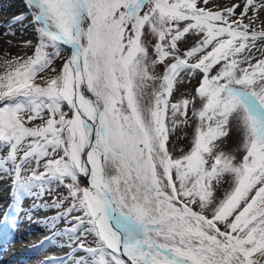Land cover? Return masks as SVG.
Listing matches in <instances>:
<instances>
[{
  "label": "snow or ice",
  "instance_id": "obj_1",
  "mask_svg": "<svg viewBox=\"0 0 264 264\" xmlns=\"http://www.w3.org/2000/svg\"><path fill=\"white\" fill-rule=\"evenodd\" d=\"M208 4L25 0L7 22L14 36L30 15L36 42L0 73V178L13 199L67 189L53 204L79 213L64 230L84 253L71 264H264V0ZM195 75V94L172 102ZM234 124L239 161L218 143Z\"/></svg>",
  "mask_w": 264,
  "mask_h": 264
},
{
  "label": "rangeland",
  "instance_id": "obj_2",
  "mask_svg": "<svg viewBox=\"0 0 264 264\" xmlns=\"http://www.w3.org/2000/svg\"><path fill=\"white\" fill-rule=\"evenodd\" d=\"M19 0H0V25L1 23L8 18L10 15H18L20 13H26L28 11L22 10L21 8L12 11V6L16 5ZM235 3H240V0H209L208 7L212 10L223 9L224 7L232 6ZM239 11V9L237 10ZM255 19V18H254ZM30 20V15H29ZM29 20H25L23 25H16V32L19 31L20 35L17 37L16 35H7L9 38L16 39L18 41V45L12 48H9L7 52L2 53L0 55V73H2L5 69L3 65L6 61L15 59L20 55H32L33 49L31 47H21L22 42L32 41L33 44L36 42V32L34 29L30 28ZM256 20V19H255ZM248 22L247 19L244 21ZM253 27L255 28L254 24ZM258 30V28H255ZM195 38L192 37L189 39V45L192 44ZM186 47V46H185ZM67 51L63 53L66 56ZM260 57V54L256 55ZM62 60L56 61L55 66L59 68L62 64ZM157 72H163V66H158L156 69ZM42 75H51V73L42 74ZM200 75L195 76H185L183 80H181L174 89L173 97L171 98L172 102H180L182 99L191 98L198 87L200 82ZM200 105L199 100L196 101V107L198 108ZM192 106L189 107V115H191ZM196 118L192 117L187 125L182 126L177 130L176 139H175V154H181V149L187 150L191 144L193 133L195 130ZM242 134L235 124L232 126L229 135L226 138H221L218 143L220 144L223 151L228 154L234 155L236 160L239 161L242 159L244 153L243 145H242ZM6 155V150L3 153H0V156ZM11 167V165H9ZM34 167L33 165H29L28 168ZM42 171V169H40ZM28 173L25 172V175ZM0 180L4 184H9L8 192L11 193L10 203H15V206L12 207V210L8 212L9 221L8 225L13 226L12 224L17 220V223L14 226H25L31 227L34 225L33 221L40 220L41 228L40 233L38 234V238L33 240L29 238L32 242V245H41L39 247V255L36 256L35 260L31 264H37L42 262L45 259H54L60 260L63 257H67L64 261V264H71V262L77 259L80 256H83L84 253L75 250L76 244L78 241H75V238L69 231H64L65 229H70L74 223L72 221V217L79 215L78 212H73L71 216H67L66 209L70 206L69 202L63 203L61 208H57L53 204V200L62 197L66 194L67 189L64 187L56 188L53 185V189L50 192H47L42 198H37L32 195L21 194L20 192L16 193L15 199L12 198L13 189L11 188L12 181L5 175ZM39 182H34V185H38ZM83 183V180H82ZM32 192H38V187L34 186L31 189ZM35 208V210H33ZM61 215H65L66 219L61 220L59 217ZM76 235H79L77 233ZM86 245L94 246V238L92 236H88L85 239ZM20 243V242H18ZM51 255H58L57 257H49ZM68 255V256H67Z\"/></svg>",
  "mask_w": 264,
  "mask_h": 264
},
{
  "label": "bare ground",
  "instance_id": "obj_3",
  "mask_svg": "<svg viewBox=\"0 0 264 264\" xmlns=\"http://www.w3.org/2000/svg\"><path fill=\"white\" fill-rule=\"evenodd\" d=\"M12 11L21 8L22 10L28 11L25 5V0H19L18 3L11 7ZM25 14H29L26 12ZM251 15V13H250ZM15 15H10L6 18L0 27V55L8 51L9 48L17 46L19 43L16 39L9 38L4 33L9 30V25L7 24ZM255 28L258 30H264V16H257L255 17ZM30 28L34 29L33 26L30 24ZM11 31H16L15 27L11 28ZM19 37L20 32L17 31L15 34ZM255 55L260 54V52H256L254 50ZM83 180V185L87 186L88 181L86 178H81ZM9 184H4L0 180V264H31L34 262L36 256L39 255V247L38 245L33 246L32 241L29 238L35 240L38 238V234L41 231L40 220L33 221L34 225L31 227L25 226H14L17 223V220L12 224L13 226L8 225L9 214L8 212L11 211L12 207L15 206V203H10V194L8 192ZM7 214V222H4L3 217ZM15 240L13 243H9L10 241ZM20 242V243H18ZM42 245V244H41ZM39 245V246H41ZM58 255H51L49 257H57ZM68 256V255H67ZM66 257V256H65ZM64 258V257H63ZM52 259H45L40 263L37 264H44L45 261H51Z\"/></svg>",
  "mask_w": 264,
  "mask_h": 264
},
{
  "label": "water",
  "instance_id": "obj_4",
  "mask_svg": "<svg viewBox=\"0 0 264 264\" xmlns=\"http://www.w3.org/2000/svg\"><path fill=\"white\" fill-rule=\"evenodd\" d=\"M88 95H91V94H88Z\"/></svg>",
  "mask_w": 264,
  "mask_h": 264
}]
</instances>
